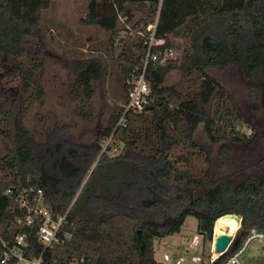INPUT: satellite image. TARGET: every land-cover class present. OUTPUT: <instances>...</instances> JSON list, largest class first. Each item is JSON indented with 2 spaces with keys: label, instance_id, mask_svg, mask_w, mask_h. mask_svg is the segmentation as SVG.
<instances>
[{
  "label": "trees",
  "instance_id": "16d2710c",
  "mask_svg": "<svg viewBox=\"0 0 264 264\" xmlns=\"http://www.w3.org/2000/svg\"><path fill=\"white\" fill-rule=\"evenodd\" d=\"M67 1H88L80 26L105 34L73 53L72 94L88 103L107 86L113 111L93 141L77 144L65 127L37 140L12 104L0 102V139L12 142L0 150V246L23 236L26 256L43 255V264H159L155 242L179 234L188 217L210 242L226 215L241 218L239 243L251 229L264 233V175L215 183L194 199L173 197V184L196 190L210 180L211 156L194 141L201 124L213 143L250 140L234 132L241 116L207 70L234 66L249 80L264 76V0ZM52 2L0 0V56L16 68L32 74L25 44L44 31ZM152 38L160 43L150 47ZM134 72H145L151 90L139 114L125 113ZM230 149L222 145L219 163ZM39 191L55 219L66 216L59 241L47 250L38 222L27 226L21 207Z\"/></svg>",
  "mask_w": 264,
  "mask_h": 264
},
{
  "label": "rangeland",
  "instance_id": "374dc122",
  "mask_svg": "<svg viewBox=\"0 0 264 264\" xmlns=\"http://www.w3.org/2000/svg\"><path fill=\"white\" fill-rule=\"evenodd\" d=\"M87 2L53 0L51 8L44 13V31L25 44L26 63L32 74L26 67L18 65L22 68L18 69L11 59L0 56V102L6 100L12 104L37 140L45 138L54 128L65 127L70 141L89 143L94 139L96 127L104 126L113 111L106 96L107 86L97 89L88 103L72 94L74 75L68 66L73 53L86 52L90 45L105 38L101 30L80 26L79 12L86 8ZM207 72L229 92L241 116L234 132L250 140L244 144L213 143L201 124L194 141L211 156L210 180L196 190L173 184V197L183 194L194 199L203 196L215 183L232 180L237 184L264 175V76L249 80L241 68L234 66L211 68ZM224 144L231 149L219 163V150ZM9 146H12L10 140L0 139V150ZM222 222L225 229L219 230V226L215 229V223L210 242L199 232L198 221L188 217L179 234L155 242V260L159 264H207L216 236L234 233L232 221L225 218ZM242 262L264 264V242L253 241Z\"/></svg>",
  "mask_w": 264,
  "mask_h": 264
},
{
  "label": "built area",
  "instance_id": "2783aa9c",
  "mask_svg": "<svg viewBox=\"0 0 264 264\" xmlns=\"http://www.w3.org/2000/svg\"><path fill=\"white\" fill-rule=\"evenodd\" d=\"M155 26L151 27L152 29ZM160 42H155L152 38L150 42V47L154 44H159ZM150 56V51L148 57ZM148 57L146 64L148 62ZM170 57L173 58L174 54H170ZM154 60H157V57H154ZM165 59L162 60L164 62ZM131 89L128 94V101L125 106V113L133 112L136 114L142 113L148 105V97L150 96L151 90L147 81L145 80V72L137 75L134 72L130 79ZM125 115L120 120L118 126H123L125 124ZM109 142H106L105 147L109 145ZM116 152V149L113 150ZM12 192H9L11 194ZM21 207L24 208L28 217L26 219V225L33 227L36 222H38L39 227L37 230L38 240L44 246L45 250L51 248L56 242L59 241V234L62 231V228L65 225L66 216L59 217L55 219L52 216V212L47 209L42 200V192L39 191L36 198L31 201L28 197H24L21 200ZM241 228V221L237 231L232 235V241L228 245L224 253L215 254L212 250L211 256L207 264H215L223 255L227 254V257L221 264H243L242 258L246 254L249 245L253 241L264 242V233L258 229H251L245 236L242 243H239L236 240L237 232ZM197 244V242H195ZM27 245L25 244V237L18 236L15 239L14 244L8 242H2L0 246V264H8L9 260H14L17 264H43V255L34 258L26 256ZM78 264V263H71Z\"/></svg>",
  "mask_w": 264,
  "mask_h": 264
},
{
  "label": "water",
  "instance_id": "95a60500",
  "mask_svg": "<svg viewBox=\"0 0 264 264\" xmlns=\"http://www.w3.org/2000/svg\"><path fill=\"white\" fill-rule=\"evenodd\" d=\"M223 217H231L235 219L238 223L241 221V218L237 215H226ZM231 241H232V235L230 234H222V235L217 236L214 242V251L217 254L224 253Z\"/></svg>",
  "mask_w": 264,
  "mask_h": 264
},
{
  "label": "bare ground",
  "instance_id": "6f19581e",
  "mask_svg": "<svg viewBox=\"0 0 264 264\" xmlns=\"http://www.w3.org/2000/svg\"><path fill=\"white\" fill-rule=\"evenodd\" d=\"M227 218L235 224V227L233 228L234 233H235V232L237 231V229H238L239 223H238L235 219H233V218H231V217H227ZM218 226L220 227L219 230L225 229V227H226V226H224V224H223L222 221L218 224ZM218 226H217V227H218ZM217 227H216V228H217ZM234 233H233V234H234ZM217 234H221L220 231H217ZM233 234H230V235H233ZM218 236H219V235H218ZM216 237H217V236H216ZM214 242H215V240H214ZM214 253L217 254L215 251H214Z\"/></svg>",
  "mask_w": 264,
  "mask_h": 264
}]
</instances>
